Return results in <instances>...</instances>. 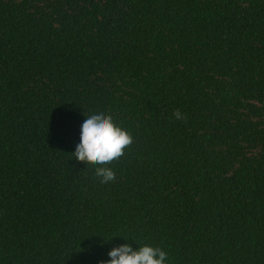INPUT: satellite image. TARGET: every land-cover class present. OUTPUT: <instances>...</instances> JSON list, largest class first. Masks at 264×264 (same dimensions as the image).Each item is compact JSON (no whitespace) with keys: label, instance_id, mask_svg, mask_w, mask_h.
<instances>
[{"label":"trees","instance_id":"trees-1","mask_svg":"<svg viewBox=\"0 0 264 264\" xmlns=\"http://www.w3.org/2000/svg\"><path fill=\"white\" fill-rule=\"evenodd\" d=\"M82 110L132 137L109 182L71 154ZM111 236L264 264V0H0V264Z\"/></svg>","mask_w":264,"mask_h":264},{"label":"clouds","instance_id":"clouds-1","mask_svg":"<svg viewBox=\"0 0 264 264\" xmlns=\"http://www.w3.org/2000/svg\"><path fill=\"white\" fill-rule=\"evenodd\" d=\"M82 115L84 118L79 127V139L71 154L76 161L98 165L94 169L95 175L100 177L101 183L109 182L114 178V171L100 165L119 157L132 137L127 130L115 124L111 115L104 110L92 111L88 115L82 110ZM174 115L180 117L178 111ZM113 237L120 236L102 240L109 242ZM120 238L124 242L111 247L106 254L108 259L101 264H169L168 254L160 247L135 243L137 247L134 249L128 243L131 238Z\"/></svg>","mask_w":264,"mask_h":264}]
</instances>
